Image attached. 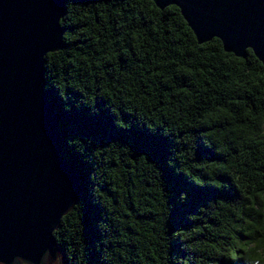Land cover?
Instances as JSON below:
<instances>
[{"label": "trees", "instance_id": "16d2710c", "mask_svg": "<svg viewBox=\"0 0 264 264\" xmlns=\"http://www.w3.org/2000/svg\"><path fill=\"white\" fill-rule=\"evenodd\" d=\"M45 88L81 193L67 264H264V65L153 0H65Z\"/></svg>", "mask_w": 264, "mask_h": 264}, {"label": "water", "instance_id": "95a60500", "mask_svg": "<svg viewBox=\"0 0 264 264\" xmlns=\"http://www.w3.org/2000/svg\"><path fill=\"white\" fill-rule=\"evenodd\" d=\"M153 1L176 5L198 43L218 37L264 65V0ZM65 12V0H0V264H52L62 251L53 231L82 190L45 88Z\"/></svg>", "mask_w": 264, "mask_h": 264}, {"label": "rangeland", "instance_id": "374dc122", "mask_svg": "<svg viewBox=\"0 0 264 264\" xmlns=\"http://www.w3.org/2000/svg\"><path fill=\"white\" fill-rule=\"evenodd\" d=\"M52 264H67V260L63 251L60 252L59 256Z\"/></svg>", "mask_w": 264, "mask_h": 264}]
</instances>
